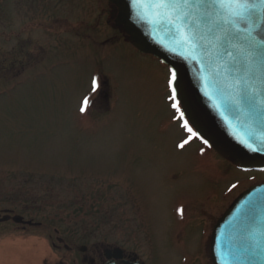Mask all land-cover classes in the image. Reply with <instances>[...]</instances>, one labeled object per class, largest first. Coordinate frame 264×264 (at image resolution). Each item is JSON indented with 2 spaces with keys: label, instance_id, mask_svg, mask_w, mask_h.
I'll return each mask as SVG.
<instances>
[{
  "label": "rangeland",
  "instance_id": "1",
  "mask_svg": "<svg viewBox=\"0 0 264 264\" xmlns=\"http://www.w3.org/2000/svg\"><path fill=\"white\" fill-rule=\"evenodd\" d=\"M108 4L0 0V214L43 223H0V264H46L58 234L149 264H212L213 226L264 182L184 145L171 72L108 24Z\"/></svg>",
  "mask_w": 264,
  "mask_h": 264
},
{
  "label": "water",
  "instance_id": "2",
  "mask_svg": "<svg viewBox=\"0 0 264 264\" xmlns=\"http://www.w3.org/2000/svg\"><path fill=\"white\" fill-rule=\"evenodd\" d=\"M110 4L115 6V27L132 45L176 71V98L199 136L243 170H264V104L260 103L264 86L257 82L255 103L246 98L237 103L232 86L237 65L226 70L228 52L242 58L233 44L246 46L244 34L232 37V43L218 41L219 26L197 21L198 48L193 53L178 42L174 27L157 19L154 10L140 8L134 0H110ZM257 31L264 36V20L258 21ZM212 259L214 264H264V184L241 194L218 221Z\"/></svg>",
  "mask_w": 264,
  "mask_h": 264
},
{
  "label": "snow or ice",
  "instance_id": "3",
  "mask_svg": "<svg viewBox=\"0 0 264 264\" xmlns=\"http://www.w3.org/2000/svg\"><path fill=\"white\" fill-rule=\"evenodd\" d=\"M134 3L140 8L154 10L157 19L174 27L178 42L193 53L198 48L199 38L194 28L197 21H209L219 26L222 35L216 36L218 41L223 39L232 43V37L243 33L246 46L233 44L242 58L238 59L233 52H228L230 65L226 70H230L233 64L237 65L233 73L235 79L232 85L236 90L235 102L238 103L245 98L249 103L256 102L254 97L257 94V82L264 86V36L257 31L258 21L264 20V0H134ZM193 9L199 13L198 16L192 11ZM177 79L176 71L172 70L170 86H173V100L177 97V89L174 87ZM93 85L95 86V81ZM260 103L264 104V100ZM173 107L180 111L178 102ZM183 126L193 136L196 135L187 120L184 121Z\"/></svg>",
  "mask_w": 264,
  "mask_h": 264
},
{
  "label": "flooded vegetation",
  "instance_id": "4",
  "mask_svg": "<svg viewBox=\"0 0 264 264\" xmlns=\"http://www.w3.org/2000/svg\"><path fill=\"white\" fill-rule=\"evenodd\" d=\"M31 222L28 224L21 222L19 227L26 230L43 226L42 222ZM49 239H52V237H49ZM88 242L92 244L87 245ZM101 243H104V239L97 240L93 238V240L88 241L85 237L61 236L58 234L54 241L49 240V244L50 248L55 249L54 252L59 255L46 264H149L147 259L131 248H123L117 245L105 247ZM97 244L99 245L97 246ZM118 248L120 251L116 250ZM57 251H62L63 254L60 255L61 253Z\"/></svg>",
  "mask_w": 264,
  "mask_h": 264
},
{
  "label": "bare ground",
  "instance_id": "5",
  "mask_svg": "<svg viewBox=\"0 0 264 264\" xmlns=\"http://www.w3.org/2000/svg\"><path fill=\"white\" fill-rule=\"evenodd\" d=\"M246 174H250V173H246ZM229 207V205H227L226 209ZM212 246V243L210 244V247Z\"/></svg>",
  "mask_w": 264,
  "mask_h": 264
},
{
  "label": "trees",
  "instance_id": "6",
  "mask_svg": "<svg viewBox=\"0 0 264 264\" xmlns=\"http://www.w3.org/2000/svg\"><path fill=\"white\" fill-rule=\"evenodd\" d=\"M75 204H76V203H75ZM78 210H79V209L75 210V211H76V213H78V212H79ZM81 216H82V215H81ZM81 216H80V217H81Z\"/></svg>",
  "mask_w": 264,
  "mask_h": 264
}]
</instances>
